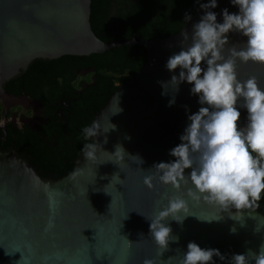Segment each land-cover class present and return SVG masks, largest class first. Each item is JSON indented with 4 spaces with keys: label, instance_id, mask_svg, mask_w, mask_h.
I'll use <instances>...</instances> for the list:
<instances>
[{
    "label": "water",
    "instance_id": "water-1",
    "mask_svg": "<svg viewBox=\"0 0 264 264\" xmlns=\"http://www.w3.org/2000/svg\"><path fill=\"white\" fill-rule=\"evenodd\" d=\"M225 7L238 11L230 0H218L213 11L219 14ZM90 10L91 0H0L4 113L10 107L6 97L38 103L26 93L9 94L4 88L36 58L89 55L135 44L148 54L140 72L118 84L88 124L98 122L99 133L90 140L96 143L97 159L87 160L81 154L68 174L52 179L42 176L16 150L0 151V264H144L145 260L179 264L189 241L219 249L226 258L214 257L216 264H231L234 253L258 251L264 243V203L255 211L243 210L235 220L230 212L188 197L187 186L177 189L153 180L149 188L143 183L144 176L155 173L150 169L155 163L174 159L170 149L181 142L187 115L200 107L186 82L168 106L172 93L161 95L158 82L170 80L173 73L166 69V61L180 50V32L190 33L203 10L168 37L133 35L112 41L92 31ZM217 18L222 22L221 16ZM243 39L230 34V43ZM237 71L240 79L254 75L264 86V64L238 63ZM246 115L242 110L238 123L245 122ZM6 121L4 117L2 122ZM118 144L128 154L123 160L111 154ZM129 155H138L143 163ZM174 196H183L190 215L182 224L171 218L166 221L179 239L163 251L149 235L146 217L154 218ZM217 218L221 219L213 220Z\"/></svg>",
    "mask_w": 264,
    "mask_h": 264
},
{
    "label": "clouds",
    "instance_id": "clouds-1",
    "mask_svg": "<svg viewBox=\"0 0 264 264\" xmlns=\"http://www.w3.org/2000/svg\"><path fill=\"white\" fill-rule=\"evenodd\" d=\"M196 3L203 14L190 33L180 32V50L171 54L165 64L173 74L170 80L158 83L163 89L161 95L172 93L168 106L175 103L180 85L186 82L200 107L187 115L181 142L169 152L174 159L155 163L150 168L155 173L144 176L143 183L149 188L153 180L177 189L187 186L188 197L203 199L232 213L237 220L243 210L255 211L264 200V86L254 75L240 79L237 71L238 63L264 64V0H230L238 11L230 12L225 7L219 14L213 11L218 0ZM184 20H191V15L186 13ZM233 33L245 39L230 43ZM242 110L247 113L245 122L238 123ZM98 133L97 121L82 129L85 139L95 138ZM82 152L87 160L98 158L94 142L85 143ZM111 154L117 160L128 155L119 144ZM128 157H137L143 163L138 155ZM189 215L187 201L183 196H174L154 218L146 217L150 221L149 235L158 249L166 251L171 242L179 239L166 221L171 218L182 224ZM230 231L234 233L236 229ZM214 257L221 261L226 258L217 248L189 241L179 264H216ZM230 262L264 264V243L258 251L232 254ZM144 264L155 261L145 260Z\"/></svg>",
    "mask_w": 264,
    "mask_h": 264
},
{
    "label": "trees",
    "instance_id": "trees-1",
    "mask_svg": "<svg viewBox=\"0 0 264 264\" xmlns=\"http://www.w3.org/2000/svg\"><path fill=\"white\" fill-rule=\"evenodd\" d=\"M198 10L196 0H91L90 24L104 41L133 35L165 38L182 29L186 13L193 16ZM147 58L146 49L135 44L89 55L34 59L4 88L40 103L45 121L34 128L15 126L0 101V151L14 149L42 176L61 179L83 154V145L90 143L82 129L118 84L140 72ZM4 117L7 121L2 123Z\"/></svg>",
    "mask_w": 264,
    "mask_h": 264
},
{
    "label": "flooded vegetation",
    "instance_id": "flooded-vegetation-1",
    "mask_svg": "<svg viewBox=\"0 0 264 264\" xmlns=\"http://www.w3.org/2000/svg\"><path fill=\"white\" fill-rule=\"evenodd\" d=\"M5 101L7 106H11L14 101H17L13 110L8 109V112H10L8 122L14 123L15 126H31L34 128L45 121L40 103L28 102L23 98L16 97H6ZM28 105H31L32 108H26L25 110Z\"/></svg>",
    "mask_w": 264,
    "mask_h": 264
},
{
    "label": "rangeland",
    "instance_id": "rangeland-1",
    "mask_svg": "<svg viewBox=\"0 0 264 264\" xmlns=\"http://www.w3.org/2000/svg\"><path fill=\"white\" fill-rule=\"evenodd\" d=\"M84 74H85V73H84ZM84 74H81V75H84ZM15 105H16V103L13 104L12 106H10L8 109L13 110V109L15 108ZM25 110H26V107H25ZM2 123H3V122H2Z\"/></svg>",
    "mask_w": 264,
    "mask_h": 264
}]
</instances>
